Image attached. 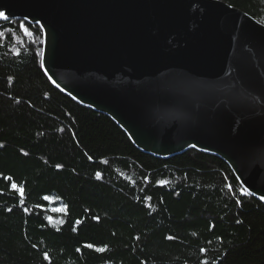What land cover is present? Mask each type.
<instances>
[{
    "label": "trees",
    "instance_id": "trees-1",
    "mask_svg": "<svg viewBox=\"0 0 264 264\" xmlns=\"http://www.w3.org/2000/svg\"><path fill=\"white\" fill-rule=\"evenodd\" d=\"M221 1L264 25V0ZM0 33V264H264V206L223 161L142 153L50 84L38 26Z\"/></svg>",
    "mask_w": 264,
    "mask_h": 264
},
{
    "label": "water",
    "instance_id": "water-1",
    "mask_svg": "<svg viewBox=\"0 0 264 264\" xmlns=\"http://www.w3.org/2000/svg\"><path fill=\"white\" fill-rule=\"evenodd\" d=\"M41 70L144 154L223 161L264 206V25L221 0H0Z\"/></svg>",
    "mask_w": 264,
    "mask_h": 264
},
{
    "label": "snow or ice",
    "instance_id": "snow-or-ice-1",
    "mask_svg": "<svg viewBox=\"0 0 264 264\" xmlns=\"http://www.w3.org/2000/svg\"><path fill=\"white\" fill-rule=\"evenodd\" d=\"M0 19H3V20H7V19H8V16H6L5 12L0 11ZM21 27L23 28V30H24L28 35H32V33H31L30 31H28V29H27L26 27H24L23 25H21ZM0 35H2V33H0ZM89 159H91V157H89ZM57 167L59 168V167H61V166H60V165H57ZM96 176H97V178H100V173H97ZM160 183L163 184V183H165V182H164V181H161ZM12 187H13V188H16L15 183H13ZM241 193H242V194H248V189L242 187V188H241ZM21 195H23L22 190H21ZM44 199L47 200V199H49V198H48L47 196H45ZM261 200H264V196H261ZM22 202H23V201H21V203H22ZM236 203H237L238 205H240V204H241V201H240V200H237ZM25 211H27V209H25ZM96 219H98V218H96ZM238 223H239V221H238ZM168 239H172V237H168ZM88 247H92V245H88ZM97 251H103V249H97ZM202 251H203V249H202ZM45 256H46V258H47V254H45ZM205 264H206V262H205Z\"/></svg>",
    "mask_w": 264,
    "mask_h": 264
}]
</instances>
